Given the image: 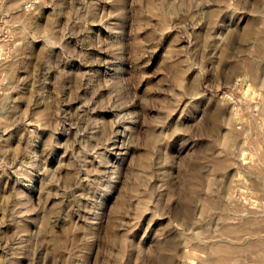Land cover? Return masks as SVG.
<instances>
[{
  "label": "rangeland",
  "instance_id": "obj_1",
  "mask_svg": "<svg viewBox=\"0 0 264 264\" xmlns=\"http://www.w3.org/2000/svg\"><path fill=\"white\" fill-rule=\"evenodd\" d=\"M0 264H264V0H0Z\"/></svg>",
  "mask_w": 264,
  "mask_h": 264
}]
</instances>
